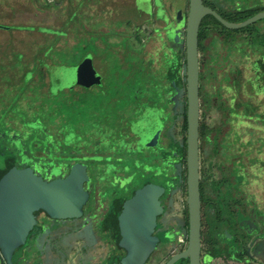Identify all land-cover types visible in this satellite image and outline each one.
I'll list each match as a JSON object with an SVG mask.
<instances>
[{
	"label": "flooded vegetation",
	"instance_id": "flooded-vegetation-1",
	"mask_svg": "<svg viewBox=\"0 0 264 264\" xmlns=\"http://www.w3.org/2000/svg\"><path fill=\"white\" fill-rule=\"evenodd\" d=\"M217 2L209 0L208 4L217 6ZM220 5L232 11L248 7L246 2L235 0L233 3L223 0ZM216 30L210 26L204 35L206 38L201 43L199 41L200 264H264V128L245 126L252 116L243 110L244 105L250 102V96L254 100L252 103L256 102L254 106L260 110L263 98L256 93L264 81L256 88L249 82L251 71L255 73L251 69V57L257 55L251 54L249 33ZM260 60L263 61L262 58ZM100 79L91 86H80L96 87L102 91L111 82L105 81L103 76ZM160 87L134 86L142 96H136L139 99L134 104L133 114H125L116 120L113 116L90 118L85 137L90 136L93 141L83 153L88 160H67L65 156L71 152L63 151L52 152L56 159H50V144L49 149L43 146L41 152L34 153L32 162H22V152L19 151L15 153L19 160L11 157L14 159L11 163L18 169L30 167L47 181L67 177L74 164L85 166L88 179L83 187L87 199L76 217L53 218L45 212L39 213L25 242L5 260L0 257V264H170L181 255L183 257L172 264H192L191 255L187 253L190 211L186 158L180 169L178 163L170 165L167 134L170 124L176 122L175 137L182 138L179 124L183 121L180 115L183 105L178 101L177 104L172 102L167 84ZM151 107L162 112L165 128L158 148H150V152L139 160L140 154L136 149L146 136L131 133L132 125L129 123L140 120ZM121 125L128 131L124 138V128H119ZM60 134L61 138L65 135ZM80 137L77 135V139ZM127 143H134L133 150L126 146ZM92 158H99V161ZM9 166L6 163L3 168ZM151 186L159 190L160 209L155 213L152 248L139 263L137 251L129 252L127 246L135 248L147 243L133 241L126 244L124 226L130 215L136 229L138 218L142 220L151 212L141 208L127 213L124 207L139 191Z\"/></svg>",
	"mask_w": 264,
	"mask_h": 264
},
{
	"label": "rangeland",
	"instance_id": "rangeland-1",
	"mask_svg": "<svg viewBox=\"0 0 264 264\" xmlns=\"http://www.w3.org/2000/svg\"><path fill=\"white\" fill-rule=\"evenodd\" d=\"M45 1L0 0V31H5V36H0L1 167L11 157L19 160L20 157L15 154L17 151L22 152V162H32L33 154L41 152L43 146H47L45 148L49 149L48 144L51 145L50 159H56L54 154H51L52 152L63 151L78 154L76 156L71 153L66 155L67 160L73 158L83 160L87 157L83 154L84 151L89 148L93 141L90 136L85 137L86 130L90 127V118L113 116L116 120L120 116L124 117L125 114H133L134 104L139 99L136 96H142L135 91L134 86L147 84L154 89H160L161 84H167L164 81L166 76L164 70L170 66V61L173 60L172 56L167 53H171L174 47L167 49L162 45L161 40L157 43L154 38V40L143 45L145 44L141 41L143 36L151 39L152 36H160L161 34H159L160 30L150 27L147 18L138 14L130 27L132 26L131 28L136 32L135 38L140 41L137 47H142L144 55L148 53V59L142 61L141 55L136 54L135 59L127 55L124 57L123 63L125 61L126 63L138 62L128 68L122 67V58L114 57L113 64L108 60L109 65H116L117 67L104 75L105 81L111 83L102 91L96 87L82 88L77 84L74 86L77 67L86 58L91 56L92 66H96L95 61L99 55V50L109 54L113 50L112 48L124 49L127 41L126 36L119 33H116V36L88 35L87 18L82 15L81 9L76 7V2L80 0H72L75 7L69 11L65 22L59 28L45 24L43 20L50 14H53L52 17L55 18V14L51 11L54 4ZM235 1L246 2L248 5L264 3V0ZM231 2L233 3V0ZM80 4L79 2L78 7ZM137 6L142 11H144L142 7L149 8L147 14L151 15L150 0H137ZM132 13L135 15L134 11ZM159 13L169 19L166 11L161 9ZM122 22L124 21L122 20ZM261 25L264 24L261 23ZM37 32L46 35H37ZM91 32H96V30ZM112 37L117 41L114 40L112 43L110 41ZM97 41L103 45L101 49L98 48ZM250 51L251 54L257 53L253 58L251 57L253 59L251 69L255 73L251 71L249 79L250 84L252 83L256 88L259 84L261 86L262 81H264V69L260 68L262 64L259 62L262 58L264 63V49L251 45ZM160 56L163 57L161 60L159 59ZM235 61L236 59H234L233 64ZM148 62H152V66L147 65ZM158 62L160 63L157 64ZM43 70L48 71V82L43 79ZM142 71H144L143 76L141 75ZM80 79L87 80V77L83 75ZM72 85L73 88H71ZM249 94L251 93L247 95L250 96ZM256 94L264 99V85ZM155 95L153 97H156ZM263 99L260 102L263 103L259 106L260 110L254 106L256 102L255 104L252 103L254 100L251 96L248 105H244L243 110L250 112L252 116L249 118L251 119L249 124H244L245 126L258 129L255 127L259 125L260 130L264 128V119H261V115H264ZM162 115L160 110L151 107L147 108L140 120L129 123L132 125L131 133L146 136L145 141L142 140L139 143V148L136 149L140 154L139 160L147 152H150V148H154V150L158 148L165 128V122L161 120ZM119 128H124V138L128 133L127 127L121 125ZM60 133H65L64 137H59ZM150 133H154V135ZM77 135H81V137L77 139ZM147 135L150 137L148 138ZM126 146L133 150L134 143H127ZM141 150L144 152L140 153ZM85 159L88 160V158ZM92 159L99 161V158ZM146 159L151 160V158ZM46 165L44 167H47ZM146 170L150 169L147 168Z\"/></svg>",
	"mask_w": 264,
	"mask_h": 264
},
{
	"label": "water",
	"instance_id": "water-1",
	"mask_svg": "<svg viewBox=\"0 0 264 264\" xmlns=\"http://www.w3.org/2000/svg\"><path fill=\"white\" fill-rule=\"evenodd\" d=\"M147 13L149 8L142 7ZM151 9V8H150ZM157 10V18L167 22L165 16ZM163 11V10H162ZM213 16L229 30H239L264 20V11L241 22L232 23L223 18L218 12L205 6L204 0H189V12L185 28V53L187 92V191L190 211V244L187 253L191 255L192 264H200L201 239V197H200V164H199V135H200V52L199 33L203 19ZM92 66V57L86 58L76 70L74 86H91L100 81L95 68ZM83 75L87 80L80 79ZM73 85L71 88L74 87ZM177 104V100L171 99ZM88 179L85 166L74 164L65 178L52 181L45 180L36 174L30 167L18 169L11 164L7 169L0 170V257L5 260L20 247L26 240L29 231L33 228L39 213L45 212L53 218H71L78 216L85 201L87 192L84 190V181ZM159 190L155 186L141 190L133 201L125 205L127 213L134 209H148L151 213L138 218L136 229L132 218L128 215L123 239L126 244L146 242V246L130 247L129 252L135 250L138 262L144 254L152 248L153 226L155 213L160 209L158 205ZM132 225V226H131ZM183 255L175 257L174 263Z\"/></svg>",
	"mask_w": 264,
	"mask_h": 264
},
{
	"label": "crops",
	"instance_id": "crops-1",
	"mask_svg": "<svg viewBox=\"0 0 264 264\" xmlns=\"http://www.w3.org/2000/svg\"><path fill=\"white\" fill-rule=\"evenodd\" d=\"M45 2L54 4L51 11L55 14V18L52 17L53 14H50L49 17L43 21L45 24H49L50 26L54 25L58 28L65 22L69 11L75 7V3L72 0H46ZM79 2L81 4L78 7ZM79 2H76V7L81 9L82 15L87 18L88 35L116 36V33H119L126 36L127 41L124 49L117 50L112 48L113 50L109 52V54L102 53L101 50H99V55L96 57L95 61L96 66L94 67L100 78L101 76L104 77L105 74L110 73L113 69H115V67H117L116 65H109L108 62L109 60L112 62L111 64H113L115 61L114 57H117L118 59L122 58L121 63L122 67L124 68H128L129 66L138 63L136 61H130L131 63H126L125 61L123 63L124 57L127 55L133 58L136 56V54L139 56L141 55V59H143L142 61L148 59V53L144 55L142 53V47H137V45L139 46L140 41L137 40L138 38H135L134 34H136V32L131 28L132 26L130 27V24H132L134 18H136L138 14L143 18L148 19L150 22L149 25L152 29L160 30L159 32H162V36H152L151 39H149L147 36H143L141 39V41L145 43L143 45H146L148 41L155 39L157 43H159V40H161L162 45L167 49H172V46L174 47L171 53H167L165 51L173 58V60L170 61V66H167L168 68L164 70L165 74H167L175 66V64H177V61H179V55L182 50L180 44L182 40L185 39V28L189 12V0H150V8L152 12L151 15L139 10V7L137 6V0H100L98 2L94 0H80ZM159 8L165 10L169 15V19H167L166 23L161 22L156 16L157 10ZM133 11L135 15L132 13ZM122 20L124 22H122ZM111 29L113 30L111 31ZM93 30H96V32H91ZM37 35L46 34L37 32ZM0 36H5V31H0ZM114 40L117 41V39L114 37L110 38L112 43H114ZM97 46L99 49H101L103 45L100 41H97ZM161 57L162 56L159 58L160 60L163 58ZM159 63L160 62L157 64ZM147 65L152 66V62H148ZM42 76L43 79L48 82L47 70H43ZM164 81H166V79Z\"/></svg>",
	"mask_w": 264,
	"mask_h": 264
},
{
	"label": "trees",
	"instance_id": "trees-1",
	"mask_svg": "<svg viewBox=\"0 0 264 264\" xmlns=\"http://www.w3.org/2000/svg\"><path fill=\"white\" fill-rule=\"evenodd\" d=\"M209 0H204V3L208 6H212L214 10L219 12L226 20L230 22H243L255 14L264 11V3L255 4L252 3L248 5V7H245L244 9H240L238 11H232V10H226V7L223 8L220 4L223 2V0H218L216 3L217 6L209 5ZM211 1V0H210ZM216 1V0H215ZM263 21H258L253 25L247 26L245 28L239 29V30H229L226 27H224L217 19H215L213 16L209 15L207 16L203 23L202 27L200 29L199 33V41L200 43L203 41V39L206 38L205 33L209 29L210 26H213L217 28L216 31H222L224 33H243L248 32L249 33V39H250V46H259L262 49H264V26L261 25ZM182 50L179 55V61H177V64L166 74L165 79L167 81L168 85V91L170 94V97L177 100L179 103L183 105V110L180 115H182V124H179V127L182 128L181 134L182 138L177 139L175 137V131L177 129V123L174 124L171 123L167 134L169 137L170 142V161L172 164L178 163V168L180 169L183 164H185V158L187 153V92H186V74L184 73V67L186 63V53H185V39L181 42ZM263 62L262 60H260ZM263 69H264V63H263ZM177 120V119H176ZM1 137V136H0ZM15 159V158H14ZM9 159L6 163L8 165H11L13 163L12 160ZM5 168V167H4ZM0 166V170L4 169ZM172 173V172H171ZM186 170H185V178H186Z\"/></svg>",
	"mask_w": 264,
	"mask_h": 264
}]
</instances>
